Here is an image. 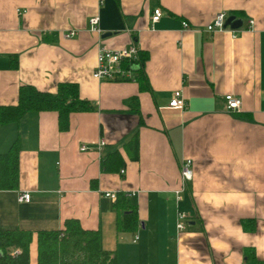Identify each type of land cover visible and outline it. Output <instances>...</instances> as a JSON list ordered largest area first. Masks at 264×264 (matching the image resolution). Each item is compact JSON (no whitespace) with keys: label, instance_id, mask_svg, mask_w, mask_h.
Returning a JSON list of instances; mask_svg holds the SVG:
<instances>
[{"label":"crops","instance_id":"obj_1","mask_svg":"<svg viewBox=\"0 0 264 264\" xmlns=\"http://www.w3.org/2000/svg\"><path fill=\"white\" fill-rule=\"evenodd\" d=\"M156 8L163 16L152 23ZM218 12L253 28L235 39L230 29L205 32ZM94 16L100 33L89 31ZM70 30L77 36L64 39ZM131 44L147 55L148 90L92 77L100 48ZM60 83L77 84L95 109L70 114L66 132L54 112L0 126V153L20 141L18 189L0 191V230L34 233L30 264L35 233L68 219L97 231L117 264H264V0H0V106L15 105L22 85L55 93ZM178 90L184 111L168 106ZM226 95L241 100L238 112L226 111ZM135 132L136 162L124 149ZM112 151L125 165L104 173ZM186 159L193 178L178 202ZM23 192L29 203L18 202ZM105 194L135 195V233L117 232ZM178 209L188 217L181 232Z\"/></svg>","mask_w":264,"mask_h":264},{"label":"trees","instance_id":"obj_2","mask_svg":"<svg viewBox=\"0 0 264 264\" xmlns=\"http://www.w3.org/2000/svg\"><path fill=\"white\" fill-rule=\"evenodd\" d=\"M147 55L139 52V70L135 82L140 90H148L144 65ZM12 68L17 67L16 56L11 60ZM136 101V98L131 99ZM95 108L80 98L77 84L60 83L55 93L41 91L31 85H22L18 90L15 105L0 106V126L18 123L29 113L54 112L60 132L69 128L72 113L91 112ZM125 152L131 161H138V137L135 132L125 144ZM20 141L16 139L5 153H0V191H15L19 184ZM118 151L103 154L101 171L116 172L124 167ZM117 232L135 233L139 226L137 202L134 194H119L114 201ZM244 228L254 230V226ZM34 233L25 230H0V264H30V245ZM37 264H117L111 252L100 247L97 231L83 229L75 219H68L60 230H41L35 233ZM15 251L19 254L14 255ZM246 259L254 257V251L245 250ZM263 264V263H258Z\"/></svg>","mask_w":264,"mask_h":264},{"label":"built area","instance_id":"obj_3","mask_svg":"<svg viewBox=\"0 0 264 264\" xmlns=\"http://www.w3.org/2000/svg\"><path fill=\"white\" fill-rule=\"evenodd\" d=\"M163 16L161 9L156 8L152 12L151 21L152 23H157L160 18ZM227 14L225 12H218L213 20L206 26L205 32L209 34L222 33L226 30H229L228 27H225V21L227 19ZM99 17L94 16L89 19L88 27L89 31L92 33H100L99 29ZM244 26L238 30H231V37L235 39L237 33L240 30H252L253 21H248L247 26ZM183 29H189V26L186 22H182ZM76 30H70L62 34L64 39H71L77 36ZM139 50L135 44L117 50H110L105 47H102L98 50L96 56V65L92 72V77L100 82H125V81H134L136 72L139 70ZM225 109L228 112L236 113L241 108V100L232 95H226L224 97ZM172 109H179L184 111L187 107L186 99L184 98L181 91H175L173 93L172 99L168 105ZM104 143L100 142L98 145V150H103ZM88 148L86 146H81L80 151L85 152ZM124 171H121L123 174ZM180 177H181V187L177 190L176 196L177 201H181V193L186 190L187 185L192 181L193 178V169H192V160L186 159L183 161L180 168ZM106 197H109L111 200H116V194H105ZM30 194L28 192H23L18 196L19 203H29ZM186 214L182 211L177 212V223L176 229L178 232L185 230L187 225ZM137 240V236L134 237V242ZM19 254V251H15L14 255Z\"/></svg>","mask_w":264,"mask_h":264},{"label":"water","instance_id":"obj_4","mask_svg":"<svg viewBox=\"0 0 264 264\" xmlns=\"http://www.w3.org/2000/svg\"><path fill=\"white\" fill-rule=\"evenodd\" d=\"M243 22L241 19L236 18L235 16H228L225 21V27H228L230 30H238L242 27ZM110 33L104 34L102 37H109Z\"/></svg>","mask_w":264,"mask_h":264},{"label":"rangeland","instance_id":"obj_5","mask_svg":"<svg viewBox=\"0 0 264 264\" xmlns=\"http://www.w3.org/2000/svg\"><path fill=\"white\" fill-rule=\"evenodd\" d=\"M179 211H181L180 209H178L177 210V212H179ZM177 212H176V225H177V223H179L178 221H177ZM183 212V211H182ZM185 213V212H184ZM187 217V216H186ZM187 219H188V217H187ZM184 231V230H183Z\"/></svg>","mask_w":264,"mask_h":264}]
</instances>
